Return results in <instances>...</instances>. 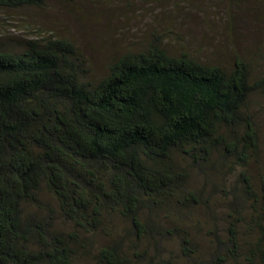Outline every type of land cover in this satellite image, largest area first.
I'll list each match as a JSON object with an SVG mask.
<instances>
[{"label":"trees","instance_id":"trees-1","mask_svg":"<svg viewBox=\"0 0 264 264\" xmlns=\"http://www.w3.org/2000/svg\"><path fill=\"white\" fill-rule=\"evenodd\" d=\"M47 1L0 0V8ZM90 73L66 38L0 50V264H78L99 233L110 240L94 248L97 264H133L145 240L172 236L155 218L160 210L185 206L179 194L197 203L178 158L245 167L257 150L248 103L264 76L251 81L241 58L227 68L152 41L118 56L100 79ZM242 182L251 206L233 203L219 264H264V183L257 193L244 173ZM43 189L57 212L43 204ZM59 218L72 229H58ZM173 234L185 258L199 253L185 229ZM126 235L138 249L124 247Z\"/></svg>","mask_w":264,"mask_h":264},{"label":"rangeland","instance_id":"rangeland-1","mask_svg":"<svg viewBox=\"0 0 264 264\" xmlns=\"http://www.w3.org/2000/svg\"><path fill=\"white\" fill-rule=\"evenodd\" d=\"M48 37L74 42L94 81L107 74L109 64L118 56L146 50L152 41L172 55L186 52L200 62L227 68L241 58L249 65L251 81L264 76V0H48L40 7L0 8V50H20L31 40ZM248 109L258 135L253 157L245 167H235L217 156L201 163L178 158L189 172L186 190L195 193L197 203L187 202L185 194H179L177 198L185 206L173 202L169 209L160 210V218H155L172 236L145 240L140 246L143 257L134 259L133 264L161 260L219 264L215 248L227 238V214H233V203L238 199L239 207L251 206L252 199L243 194L242 174L249 176L257 193L264 183V91L251 96ZM41 198L43 204L58 211L57 201L45 189ZM28 209L37 210L31 205ZM110 223L125 225L120 220ZM56 227L72 229L62 218ZM179 228L194 237L199 251L194 258L182 255L179 238L173 234ZM245 231L242 226L241 233ZM93 235L86 236V241L93 243L90 251L82 252L78 264H97L94 248L110 240L101 233ZM121 240L128 250L139 247L131 244L128 235Z\"/></svg>","mask_w":264,"mask_h":264}]
</instances>
